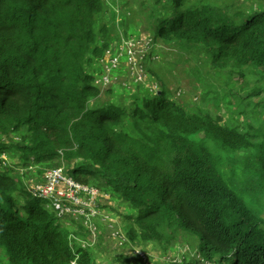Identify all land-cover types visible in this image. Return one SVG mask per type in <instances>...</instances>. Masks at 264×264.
Instances as JSON below:
<instances>
[{"label": "trees", "instance_id": "trees-1", "mask_svg": "<svg viewBox=\"0 0 264 264\" xmlns=\"http://www.w3.org/2000/svg\"><path fill=\"white\" fill-rule=\"evenodd\" d=\"M152 1L172 10L151 23L152 41L201 49L209 66L226 73L229 95L245 105L264 96V87L246 81L249 70L264 71V8L232 13L209 0ZM107 10L106 0H0V140L21 135L10 145L23 165L64 164L76 181L118 195L134 215L131 236L154 242L173 231L198 241L197 259L172 264H264L257 208L264 198V114L256 127L241 129L209 112L189 114L151 71L157 85L149 84L150 94L143 92L146 77L132 78L131 107L103 102L120 84L98 86L92 68L130 40L124 31L109 40L101 25L99 41L95 26ZM58 220L0 173L6 264H94L90 250L73 244L71 251V232ZM140 258L131 264H144Z\"/></svg>", "mask_w": 264, "mask_h": 264}, {"label": "rangeland", "instance_id": "rangeland-1", "mask_svg": "<svg viewBox=\"0 0 264 264\" xmlns=\"http://www.w3.org/2000/svg\"><path fill=\"white\" fill-rule=\"evenodd\" d=\"M209 1L219 9H232V13L238 10L248 12L264 8V0ZM106 6L108 8L106 15L100 17L95 26L99 41V28L101 25H105L109 27V40H118L124 31L126 35L130 36L129 43H133L137 50H140V46L137 44L139 40L142 37L144 39L151 32V23L156 18L162 17L163 14L170 15L172 13L168 5L157 8L152 0H106ZM112 9L114 13L111 11ZM118 48H112V50L118 53ZM146 54L144 62H141L135 71L138 77H143V79L146 77V86L144 85L146 89L143 92L150 94L153 89H148V87L157 85V80L150 73L151 71L162 78L170 92V97L189 114L198 111L209 112L213 116L221 117L224 123L240 129L245 123L254 128L262 119L264 96L251 97L248 105L230 96L225 88L226 73L209 66L201 49H189L180 44L167 45L161 40H156ZM125 65L128 66L127 63ZM92 70L97 74L100 70L99 64ZM261 72L264 71L262 69L249 70L246 81L250 88L255 85L264 87V78L262 80ZM134 77V71L128 66L126 76L119 77L120 79L115 81L120 86L115 84L116 86L113 87L115 93L105 96L103 102L117 101L118 104H126L125 107L130 106L127 90H132L133 85L130 82L132 78L135 79ZM122 82L128 83L122 84ZM247 92H251V90ZM242 111H247L246 118L241 114ZM23 139V136L13 134L11 140L7 138L0 140L8 145V149L0 154V173L7 172L17 184H21L26 190H29L44 179L45 172L50 167L23 165L18 160V151L14 145H18ZM10 143L14 145H10ZM99 201L105 203L100 206V209H106L104 215L108 216L110 220L101 218L95 223L97 237L94 243L87 248L94 256V264H131L135 258H140V255L143 256L140 259L144 264H172L198 258L196 254L198 241L191 235L166 231L161 241L144 242L137 235H130L129 229L133 226L132 217L134 215L118 195L106 192L99 198ZM257 208L260 217L264 219V198L260 200ZM60 224L71 233L82 235L78 221L64 219L60 221ZM117 229L126 239L122 245L117 244L116 237L111 235ZM0 264H6V257L3 254H0Z\"/></svg>", "mask_w": 264, "mask_h": 264}, {"label": "built area", "instance_id": "built-area-1", "mask_svg": "<svg viewBox=\"0 0 264 264\" xmlns=\"http://www.w3.org/2000/svg\"><path fill=\"white\" fill-rule=\"evenodd\" d=\"M123 52L126 53L129 63L135 67L137 61L133 44L126 42ZM117 63L118 56L112 60V66L115 67ZM137 79H140V77H137ZM32 194L51 200L53 208L59 215L83 217L84 224L88 227L89 232L92 236L95 235L96 229L92 219L97 215L95 206L97 190L80 185L71 178H67L62 169H54L46 173L45 181L42 184L34 186Z\"/></svg>", "mask_w": 264, "mask_h": 264}, {"label": "clouds", "instance_id": "clouds-1", "mask_svg": "<svg viewBox=\"0 0 264 264\" xmlns=\"http://www.w3.org/2000/svg\"><path fill=\"white\" fill-rule=\"evenodd\" d=\"M127 42H129V41H127ZM141 43L144 44V47H141V45H142ZM137 44L140 46V50L139 49L137 50L136 46L133 44V46L135 47V51H136V61H137V65L135 67H133L129 63L128 57H127L126 53L123 52L122 48L118 49V53L116 51V55L115 56H111L110 52H108V51H106L104 53V56H102V58L99 60L100 70H99V73H97V79H96V84L98 86L107 87L108 85L113 84L115 82V80L117 79V78L114 79V77L117 76L116 74L118 73V71L121 68H125L128 71V66L130 67V69H132L134 71V76H135L134 80H135V82L138 80L137 79L138 74L135 73V71L139 67L138 58H139V56L142 53H146L148 50H150L151 47L155 44V42L152 41V39H150L148 37V34H147L144 37L143 41L139 40V42ZM108 53H109V55H108ZM116 56H118V63H117V65L115 67H113L112 66V60ZM121 58H125V61L121 62L120 61ZM125 63H127L128 66L125 65ZM3 152H0V154H2ZM54 169H62L63 174L67 178H71L74 182H76V183H78L80 185H84V186H87L89 188H93V189L97 190L98 194H97V197H96V200H95L96 201V205L95 206H96V210H97V215L92 219V223H93V225L95 226V229H96L94 236L91 235V233L89 232L88 227L84 224V218L83 217H77L76 218V217H73L71 215H59L57 213V211H55V209L53 208L51 200L43 198V197L34 196L32 194V190H33L34 187L32 189L27 190V192L30 195V197L35 198V199H37V200H39L41 202V208L44 211L56 215L59 218V220H58L59 224H60V221L64 220V219H72V220L78 221V223L80 224V226L82 228V230H81L82 235L73 234V233L69 234L68 239L70 240V247H71L70 249H71L72 252H74L76 250V247H74L73 244L79 245L82 249H87L88 246H90V245H92L94 243V241H95V239L97 237V228H96V224L95 223L97 221H100L101 218H105V220H107V221L110 220V218L108 216L104 215V211L106 209H104V210L100 209V206L105 204V203H101L99 201V198L103 195V193H106V192H103V191L99 190L98 188L93 187L91 185L83 184V183H80V182L76 181L72 176L68 175L64 164H61V165L56 166V167H50L49 170H47L45 172V175H46V173L48 171L54 170ZM44 181H45V176H44V179L39 184H42ZM60 226H61V224H60ZM61 228H62V226H61ZM65 229H67V228L65 227ZM111 235L116 237L117 244H119V245H122L123 243L126 242L125 237L121 234V232L118 229L115 232L111 233ZM140 256H141V258L143 257L142 255H140Z\"/></svg>", "mask_w": 264, "mask_h": 264}]
</instances>
